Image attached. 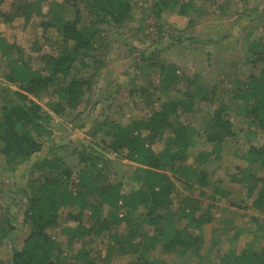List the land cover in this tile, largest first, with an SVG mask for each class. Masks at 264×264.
<instances>
[{
    "label": "trees",
    "instance_id": "obj_1",
    "mask_svg": "<svg viewBox=\"0 0 264 264\" xmlns=\"http://www.w3.org/2000/svg\"><path fill=\"white\" fill-rule=\"evenodd\" d=\"M44 1L13 2L11 13L0 10V23L17 18L29 22L42 16L43 29L53 27L60 34L55 53L40 55L42 64L34 68L23 46L0 30V154L9 172L42 151V139L52 133L55 117L69 114L73 119L81 114L104 64L105 39L133 19L132 0H51L45 12ZM150 7L161 20L164 13L177 9L189 24L194 21L191 13L210 12L203 3L191 0H154ZM68 10L69 16H64ZM252 22L244 42L251 51L248 61L259 72L224 70L225 78L220 80L231 83L227 101L217 81L179 73L172 62L151 58L150 65L160 66L161 79L156 98L145 100L151 107L145 115L128 121L107 117L98 122L90 130L93 136L99 131L102 134L96 149L88 143L80 151H72L79 157L77 170L74 165L61 167L56 157L43 158L39 174L29 176L18 188L27 200L20 246L14 243L11 205L0 212V248L6 240L13 247L6 264H111L119 255L128 258L126 264H170L165 255L171 253L184 262L198 259V264H264V245H255L254 239L245 241L240 252L229 247L214 253L220 238L206 246L204 233L205 224L223 215L214 211L251 207L264 217V142L253 139L264 132V20ZM171 38L203 42L178 34ZM207 55L210 60L209 51ZM145 59L135 65L139 73L147 68ZM169 88L176 94L165 93ZM154 102L160 104L156 107ZM201 108L205 114H199L200 128L185 123L184 115ZM235 122L240 125L237 131ZM236 137H240L237 142ZM230 140L234 157L244 164H239L238 172L225 170L213 178L214 165ZM156 143L162 145L160 150L152 147ZM197 143L210 144V151H200L189 161L188 150ZM94 151L105 164H112L113 173L108 165L98 167ZM119 160L130 169L121 170ZM125 181L132 185L127 192ZM226 182L240 186V201L229 199L232 190ZM194 189L199 190L198 195ZM184 190L189 193L182 194ZM201 196L208 199L205 206L199 205ZM225 198L228 205L221 206L219 202ZM66 207L72 210L62 222ZM86 210L90 225L83 222ZM59 228L64 241L52 235ZM93 237L105 244L103 254L98 250L96 256L91 255L93 249L88 246ZM239 239L237 233L229 241ZM78 242L81 244L76 245ZM0 264L5 263L0 260Z\"/></svg>",
    "mask_w": 264,
    "mask_h": 264
},
{
    "label": "rangeland",
    "instance_id": "obj_2",
    "mask_svg": "<svg viewBox=\"0 0 264 264\" xmlns=\"http://www.w3.org/2000/svg\"><path fill=\"white\" fill-rule=\"evenodd\" d=\"M19 1L30 0H0V10L11 13V3ZM50 1L43 2L44 12ZM191 1L203 3V7L210 12L200 16L194 12L191 13L194 21L189 24L188 18L179 15L177 9L164 13L161 20L151 13L150 6L153 5L154 0H132L134 6L133 19L125 28L110 32L108 38L105 39V47L103 48L104 64L94 79L89 104L84 108H80L82 109L81 114L73 119L69 114L55 117L51 126L52 133L42 139V151L20 164L14 172H9L10 170L4 168L5 159L0 154V212L3 211L6 205H11L12 223L16 227L13 237L17 246H20L24 239L22 220L27 203L26 196L18 188L26 182L29 176L39 174L40 166L43 164L40 162L45 157H56L59 159L61 167L74 165L77 170L80 166L79 157L72 151H80L88 143L94 148L98 145L96 141H100L101 132L99 131L96 136H93L90 130L96 128L97 123L104 118L109 117L120 121H128L145 115L148 109H151L150 104L145 100L156 98L158 94L156 93V87L160 85L161 79L160 66L150 65L151 58L159 57L166 64L172 62L179 73L185 72L189 76L197 75L202 81H217L225 101L228 100L226 91L231 83H228L226 79L220 80L224 77V70L232 73L238 71V74L259 72V69L253 68L252 63L248 61V58L251 57V51L248 50L244 37L249 32L253 24L252 21L259 23L264 20V0ZM241 11L243 12L240 13ZM64 16H69V10ZM42 20H44V17L35 16L29 22L17 18L13 22L0 23L1 33L23 46L25 56L31 58V65L34 68L40 67L42 64L39 59L40 55L51 51L55 53L53 51L57 48L56 41L60 38V34L55 28L43 29ZM160 26H163L161 30ZM180 28H184V30L179 32ZM177 34L198 38L203 42L196 40L175 41L171 38V35L177 36ZM109 40L112 42L107 45ZM208 51L210 60L207 59ZM143 58H146L144 65L147 68L139 73L135 65ZM182 86L185 87V83ZM165 93L169 96L176 94L171 88H169V91L166 90ZM159 104V102H154L156 107ZM200 110L193 115H184L185 123L200 128L202 119L199 114H205V110L202 111V108ZM83 123L87 124L84 126ZM234 124L237 131L240 125L237 122ZM80 125L83 126L80 127ZM240 137L234 138V141L237 142ZM253 139H255V142H264V132L260 131L259 135L254 136ZM153 148L160 150L162 145L156 143ZM233 148L234 144L232 145L230 140L221 152L222 158L214 165L213 178L223 175L225 170L227 173L238 172L239 164H244L240 159L234 157ZM97 150L100 151V148L98 147ZM188 151V160L191 161L196 158L200 151H210V144L197 143V145L190 147ZM94 153L98 157L96 161L98 167L108 165L109 171L113 173L112 164L108 162L105 164V159L101 158L97 151H94ZM108 155L110 158L113 157V154ZM119 164L121 170L130 169L128 165L122 164L120 160ZM124 172L122 171V173ZM224 178L226 180L228 177ZM101 181L103 182V180ZM225 186L232 190L229 199L240 201V186L228 182ZM123 188L127 192L132 189V185L129 181H125ZM193 192L198 195L199 190L194 189ZM186 193H189V190L182 192V194ZM228 202L229 200L225 198L220 200L219 203L221 206H226ZM207 203L208 199L201 196L199 205L205 206ZM69 210H72V207L63 209L62 222ZM73 211L76 212L77 209ZM213 213H223L212 222L205 224L204 227L206 246H211L214 238H220L218 245H214V253L218 248L224 251L229 247L240 252L245 249V241L252 239H254L255 245H264V227L260 228L261 225H264V217L260 216L255 209L250 207L246 210H239L238 207H234L231 210L226 209L224 212L219 210ZM88 214L89 210H86L83 217V222L86 225L91 223ZM124 226L125 224L122 223L119 229L122 230ZM52 232V235L58 237L61 241L65 240V235L61 234L60 228ZM237 233L240 235V239L229 241ZM88 238L91 237H86V239ZM93 239L94 242L88 246L93 249L91 255L96 256L98 250L103 254L106 249L105 244L98 237H93ZM79 244L81 243L78 242L76 245ZM12 248L9 240H6L0 248V260L5 264L9 261L8 257H10ZM165 258L170 264H198V259L184 262L181 257L174 253L165 255ZM127 259L125 255H119L113 258L111 264H126ZM204 264H206V261H204Z\"/></svg>",
    "mask_w": 264,
    "mask_h": 264
},
{
    "label": "crops",
    "instance_id": "obj_3",
    "mask_svg": "<svg viewBox=\"0 0 264 264\" xmlns=\"http://www.w3.org/2000/svg\"><path fill=\"white\" fill-rule=\"evenodd\" d=\"M153 147V146H152Z\"/></svg>",
    "mask_w": 264,
    "mask_h": 264
}]
</instances>
